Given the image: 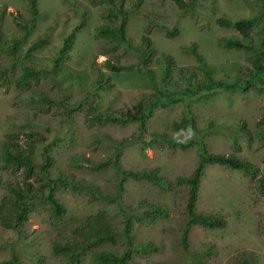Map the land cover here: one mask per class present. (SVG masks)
<instances>
[{"label":"rangeland","instance_id":"rangeland-1","mask_svg":"<svg viewBox=\"0 0 264 264\" xmlns=\"http://www.w3.org/2000/svg\"><path fill=\"white\" fill-rule=\"evenodd\" d=\"M136 2H124L132 12L126 31L131 49L120 45L114 50L108 41L95 36L97 25L103 21L104 6L89 0H37L39 17L30 21L26 0H0V152L5 144L13 150L24 147L36 164V172L48 155L52 159L50 178L62 177L80 184H54L55 196L66 209L62 226L49 223L47 205L39 198L29 201L28 218L18 223V229L0 223V261L8 260L13 252L22 264H73L56 257L52 244L58 233L85 227L90 216L98 212L106 214L117 233L123 229L124 212L114 201L101 197L117 190L114 169H96L94 163L110 156L115 148L113 140L137 133V122L88 124V104L97 103L101 113L127 115L138 111L157 85L168 89L183 86L182 75L192 81L200 79L199 64L183 49L192 42L197 43L215 79L231 82L251 68V57L264 32L260 0H198L189 12L171 0ZM222 16L232 21L251 19V35L243 38L234 27L219 25L217 19ZM14 18L20 25L28 22L27 34L16 26ZM80 23L83 28L76 31ZM173 28L178 33L169 37L167 32ZM143 35L150 38L153 49L147 66L149 77L106 67L108 61L138 63V52L133 48H139ZM39 37L44 43L28 51ZM227 37L240 38L254 49L225 48L219 39ZM63 46H67L65 57L56 63V54ZM99 83L103 90L98 98L92 93ZM80 102L83 105L77 111L66 112L62 107ZM184 103L189 105L197 127L212 124L205 138L210 152L235 154L254 165L257 177H264V125L260 122L264 116V87L260 86L247 92L215 90L196 99L155 107L146 120L144 135L150 146L143 148L138 143L123 148L119 155L122 169H157L156 174L165 181L192 173L198 158L194 148L171 149L165 142L150 141L151 133L186 137L173 127L182 117ZM102 136L104 143L96 139ZM17 178L0 161V203L8 193L6 183ZM122 190L124 211L130 217L139 216L138 220L131 219L133 249L129 263L238 264L244 259L249 264H264V193L244 172L218 164L204 167L195 211L221 217L225 226H191L187 252L181 233L185 188L164 189L145 179H127ZM159 205L168 209V217L149 219L150 207ZM125 248L122 237L115 243L93 242L81 264H90L93 252L119 255Z\"/></svg>","mask_w":264,"mask_h":264},{"label":"trees","instance_id":"trees-1","mask_svg":"<svg viewBox=\"0 0 264 264\" xmlns=\"http://www.w3.org/2000/svg\"><path fill=\"white\" fill-rule=\"evenodd\" d=\"M29 10V20L33 21L39 17V11L37 8V0H26ZM94 5L104 6L105 11L101 14L102 22L97 25L95 29V36L97 39H103L109 42L111 49H117L118 46L123 45L130 48L128 39L126 37L128 21L131 17V10L125 8V0H89ZM180 9L185 12L193 10L198 0H171ZM141 0H137L139 5ZM261 15L264 18V0H260ZM14 22L25 34L29 31L28 22L24 25H20L14 18ZM217 23L225 27H234L237 32L243 37L247 38L251 35L253 24L251 19L242 18L235 21L229 20L226 17H220L217 19ZM83 28V24L80 23L76 26L75 30L80 31ZM178 33L176 28L168 30L169 37H175ZM74 34L71 35L73 37ZM71 37L66 39L67 43L71 41ZM44 43V39L39 37L37 40L31 43L28 47V51L37 49ZM219 43L229 49H246L253 50L254 47L251 44H247L240 38L227 37L219 39ZM67 46H63L56 54V63L65 57ZM131 49V48H130ZM187 51L199 64V70L201 78L192 81L191 78L181 76L184 80L183 86L174 87L172 89L160 88L157 85L153 88L149 94H147L142 102V106L136 112H129L127 115L121 113L117 115L115 113H101L99 105L88 104V112L86 114V121L88 124L97 123H114V124H126L129 121L137 122V133L130 137H124L118 140H113L114 151L105 160L98 163H94V168L100 169L104 167L112 166L115 172L117 190L114 194H104L101 196L104 200L114 201L121 211L124 212V226L120 233H117L112 227L104 212H98L95 216H90V222L83 228H76L70 233L60 232L57 235V240L52 244L53 252L56 257L63 258L68 263L81 264L85 254L88 252L93 242L112 241L115 243L118 238L125 239L126 248L124 252L119 255L108 253L105 251L93 252L90 257V264H135L129 263L130 252L132 251V236L130 234L131 219L138 220L139 216L130 215L125 212V207L122 204L121 197L123 194L122 185L127 179L140 180L145 179L150 183L164 188L172 189L173 187H183L186 189V197L183 209L181 210V233H182V246L187 252V235L189 229L193 225H201L209 229L223 228L225 221L218 216L207 215L197 213L195 211L196 201L198 197V191L200 181L203 174V169L206 165H224L226 167L240 170L246 175L255 179L256 188L264 193V177H257V170L252 163L245 159L238 158L235 154H219L212 153L208 150L205 138L210 132L211 123L206 128H199L196 126L195 118L189 108V105L184 103V109L182 110V117L179 121L173 123L174 129L181 130L186 137L179 139L174 137H168L167 134L151 133L150 141H162L165 142L169 148H194L197 153V162L194 170L187 176H178L173 181H165L162 177L158 176L157 169L154 171H131L124 170L119 164V155L123 148L129 147L134 144L141 143L142 147L146 148L150 146V142L144 139V135L147 133L146 120L151 115L152 110L159 107H166L169 104H177L184 102V100L196 99L200 95L215 90H227L231 92H247L253 87H264V32H261V40L258 49H256L254 55L251 57V68L241 77L235 78L231 82H227L221 79H215L211 76L207 64L198 51V45L192 42L189 46L183 48ZM135 52H138L139 62L136 64H119L113 62H106V67L114 72H132L136 71L143 73L147 77L150 76V72L147 68L148 62L153 55V49L151 47L150 38L146 35L141 37V43L139 48H133ZM170 59V58H166ZM103 85L99 83L95 87V91L92 93L100 97ZM87 100L90 101V94L87 96ZM86 101V100H85ZM83 103L74 104L72 107H62L66 112L77 111L82 107ZM264 125V116L260 120ZM264 133V131H263ZM100 142L104 137H97ZM24 149V150H23ZM28 150H32L29 148ZM22 146H17L13 149L9 144L3 145L0 152V161L7 165L8 168L18 177L12 182L6 183L7 196L1 200L0 203V223L3 226L9 228L18 229V223H22L27 220L30 205L29 201L35 198L41 199L47 205L48 221L54 227L62 226L65 207L59 202L55 196L54 184L59 183L61 185H74L79 183H72L62 177L50 178L48 168L52 164L50 156L46 155L44 164L38 166L39 172H36V164L33 162L30 155ZM19 172V174L15 172ZM93 193V192H92ZM113 202V203H114ZM149 219H153L154 216L159 218H166L169 215L168 209L165 206L150 207ZM153 215V216H152ZM185 252V253H186ZM0 264H22L18 258L11 252V256L8 260H1ZM138 264V263H136ZM140 264V263H139ZM199 264V263H194ZM238 264H249L246 260H239Z\"/></svg>","mask_w":264,"mask_h":264}]
</instances>
